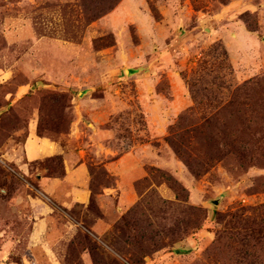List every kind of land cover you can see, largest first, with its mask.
<instances>
[{"label": "rangeland", "instance_id": "1", "mask_svg": "<svg viewBox=\"0 0 264 264\" xmlns=\"http://www.w3.org/2000/svg\"><path fill=\"white\" fill-rule=\"evenodd\" d=\"M228 1L0 0V264H264V66L235 65L202 26ZM236 16L264 43L257 13ZM142 65L151 77L128 73ZM102 77L115 149L144 147L146 175L125 208L54 205L35 168L60 159L27 170L21 145L78 135L76 93ZM93 170L95 193L109 176Z\"/></svg>", "mask_w": 264, "mask_h": 264}, {"label": "crops", "instance_id": "2", "mask_svg": "<svg viewBox=\"0 0 264 264\" xmlns=\"http://www.w3.org/2000/svg\"><path fill=\"white\" fill-rule=\"evenodd\" d=\"M264 0L254 2V0H229L226 4L219 3L217 10L207 14L203 20V29L209 28L207 36L215 40H221L227 48L228 54H231L232 62L237 65V58L243 56V53H252L254 59L247 56L245 63L248 67L257 68V65L264 66V43L257 40V32H248L243 24L237 20V13L250 10L258 15V30L263 31L261 14H263ZM191 6L186 7V11ZM185 16V15H184ZM236 18V19H234ZM206 24V25H204ZM178 25L177 30L181 29ZM230 30V31H229ZM181 33V32H180ZM166 34V33H165ZM162 33L161 37L165 36ZM184 35V34H182ZM178 34H175L170 40L178 41ZM181 41H184L181 40ZM180 42V41H179ZM259 60H258V59ZM128 69V73L134 75L136 79L151 77V73L145 70L144 66ZM124 71V70H123ZM109 75V74H108ZM104 83V84H103ZM76 93L77 100L75 108L79 113V120L75 117L71 128H77L78 135L73 133L66 134L64 141L61 138H50L38 136L35 131H28L22 145L20 165L25 169L29 166L41 163L44 159L59 156L61 157V166L63 174L58 176L55 173L48 172L44 168H35L39 178V187L41 194L52 204L68 206L70 204H79L85 206L92 196H96L98 201L102 202L103 208L110 205V201L116 202L121 208H125L133 203L136 193L133 183L146 175L144 166V153H147L142 146H127L124 144V152L118 153L113 144L112 128L107 127V119L104 114L107 113L105 104L110 94L107 89L106 79L102 77L100 84L94 82L83 84ZM150 87H147L146 94L151 93ZM99 96V97H98ZM104 102V105H102ZM104 107V111L101 109ZM156 106H152V111H156ZM103 116V119L101 117ZM89 120L91 128L86 131L87 141L83 145L73 146L75 141L84 133V120ZM153 123H159L158 118L151 117ZM83 124V125H82ZM108 125V124H107ZM79 126V131H78ZM66 139V140H65ZM68 142V143H67ZM85 143V142H84ZM141 150V151H140ZM15 159H17L15 157ZM151 159H154L151 157ZM18 160V159H17ZM150 165L153 166L152 163ZM98 167L108 174L111 182L108 185L100 184L98 192L92 193L90 185L94 174L93 168ZM121 182V185H120ZM44 204V203H43ZM40 210H47L46 204L39 206ZM106 209V208H105ZM47 212V211H46Z\"/></svg>", "mask_w": 264, "mask_h": 264}, {"label": "trees", "instance_id": "3", "mask_svg": "<svg viewBox=\"0 0 264 264\" xmlns=\"http://www.w3.org/2000/svg\"><path fill=\"white\" fill-rule=\"evenodd\" d=\"M241 22L243 23V25H244L246 31H248V32H254V31H256V29H257V26H256V25H255V28H254V29H251V28H249V27L247 26V23H245L243 20H241ZM255 80H258V79H255ZM250 81H252V80H250ZM250 81H249V82H245V83L243 84V87L246 86V85H248V84L250 83ZM36 134H37L38 136H46V137H49L48 135L43 134V133L38 132V131L36 132ZM55 157L60 159V166H61V157H59V156H55ZM62 174H63V171H62V166H61V173H60V174H57V175H58V176H61ZM109 183H110V179L107 178L104 182H103V181H99V182H98V186H99L100 184L108 185ZM90 188H91L92 193L94 194V190H93L92 184L90 185ZM95 193H96V192H95Z\"/></svg>", "mask_w": 264, "mask_h": 264}, {"label": "water", "instance_id": "4", "mask_svg": "<svg viewBox=\"0 0 264 264\" xmlns=\"http://www.w3.org/2000/svg\"><path fill=\"white\" fill-rule=\"evenodd\" d=\"M213 203L216 204V203H217V200H214ZM178 252H179V251L176 250V253H178Z\"/></svg>", "mask_w": 264, "mask_h": 264}]
</instances>
